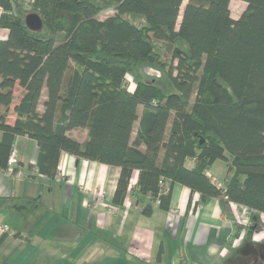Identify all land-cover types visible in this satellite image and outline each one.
I'll return each mask as SVG.
<instances>
[{
  "label": "trees",
  "instance_id": "16d2710c",
  "mask_svg": "<svg viewBox=\"0 0 264 264\" xmlns=\"http://www.w3.org/2000/svg\"><path fill=\"white\" fill-rule=\"evenodd\" d=\"M242 1L233 18L230 0H0V169L27 136L48 178L62 152L118 167L111 202L129 195L146 217L179 183L187 211L210 197L249 208L254 227L236 233L250 238L264 215V0ZM144 67L159 78L129 89ZM219 159L221 185L206 173Z\"/></svg>",
  "mask_w": 264,
  "mask_h": 264
},
{
  "label": "crops",
  "instance_id": "0c3cea01",
  "mask_svg": "<svg viewBox=\"0 0 264 264\" xmlns=\"http://www.w3.org/2000/svg\"><path fill=\"white\" fill-rule=\"evenodd\" d=\"M0 30L6 35V29ZM14 117L10 114L8 122ZM85 134L79 132L78 139ZM13 149L25 175L14 179L0 173V224L10 229L0 231V264H90L92 252L104 244L118 251L111 253L109 264H226L245 242L261 235L239 238V225H249L242 223L250 215L243 205L228 207L210 197L187 211L190 191L174 183L169 209L155 207L146 217L129 195L121 205L111 202L118 167L62 152L57 174L48 178L35 167L33 139L16 136ZM193 163L186 161L189 167ZM229 168V161L219 159L206 173L221 185ZM136 177L137 171L132 182Z\"/></svg>",
  "mask_w": 264,
  "mask_h": 264
},
{
  "label": "rangeland",
  "instance_id": "374dc122",
  "mask_svg": "<svg viewBox=\"0 0 264 264\" xmlns=\"http://www.w3.org/2000/svg\"><path fill=\"white\" fill-rule=\"evenodd\" d=\"M245 7H246V3L242 0H230V2H229L230 14L233 18L239 17V15L243 12ZM113 12L114 11L112 9H108V10L102 11L99 16H100V18H103L105 16L113 14ZM4 33L5 32L3 30H0V35H3ZM159 76H160V72L157 71L156 69H154L152 67H144L143 69H140V72L136 76L129 74L128 75V78H129L128 81H129L130 85L134 86L137 78L147 77V78H150L151 80H153V79L159 78ZM126 86L129 88V85H126ZM132 88H129V89H132ZM73 133H77V132L74 131ZM250 223H251V215L248 216L247 225ZM259 223L261 224V227L264 228V215H262L261 218H259ZM260 234L261 235H256L257 239L264 235V231ZM94 249L95 248L93 246L91 248V250H94ZM113 251H117V250L114 248H111L110 246L107 247V246H105V244L103 247L99 246L95 252L94 251L92 252V256H91L92 259L90 261V264H96V261H95L96 258H97V264H109L110 263L109 257ZM118 254L121 257L120 252ZM73 264H76V262H74ZM80 264H82V263H80ZM84 264H88V263H84ZM119 264H121V261L119 262Z\"/></svg>",
  "mask_w": 264,
  "mask_h": 264
},
{
  "label": "flooded vegetation",
  "instance_id": "af4514ba",
  "mask_svg": "<svg viewBox=\"0 0 264 264\" xmlns=\"http://www.w3.org/2000/svg\"><path fill=\"white\" fill-rule=\"evenodd\" d=\"M251 225L254 227V222L249 224L248 227ZM252 227L251 229L254 233H262L264 231L263 227L257 229H253ZM226 264H264V235L253 243L245 242L240 249V253L235 255L231 260H228Z\"/></svg>",
  "mask_w": 264,
  "mask_h": 264
},
{
  "label": "built area",
  "instance_id": "2783aa9c",
  "mask_svg": "<svg viewBox=\"0 0 264 264\" xmlns=\"http://www.w3.org/2000/svg\"><path fill=\"white\" fill-rule=\"evenodd\" d=\"M0 12H1V7H0ZM0 38H5V34L0 35ZM128 80H129V78L127 76L126 81H125V85H129V88L134 87L133 85L129 84ZM0 173L2 174V176L12 177L14 179H22L24 177L25 173L21 167L17 166V158H16V155L13 151H11V153H9V155H8L6 168L0 169ZM215 182L218 184L217 181H215ZM244 207H246V206H244ZM246 210L248 211V213H250L249 208L246 207ZM242 223L246 224L247 220L243 219ZM9 230L10 229H9L7 224H0V231L7 232ZM238 234H239V238H241L245 234V229L243 228Z\"/></svg>",
  "mask_w": 264,
  "mask_h": 264
},
{
  "label": "water",
  "instance_id": "95a60500",
  "mask_svg": "<svg viewBox=\"0 0 264 264\" xmlns=\"http://www.w3.org/2000/svg\"><path fill=\"white\" fill-rule=\"evenodd\" d=\"M25 24L26 26L34 31H39L42 27V20L40 16L36 12H30L25 16ZM252 219L254 220L255 217L253 216ZM255 225V223H254Z\"/></svg>",
  "mask_w": 264,
  "mask_h": 264
},
{
  "label": "bare ground",
  "instance_id": "6f19581e",
  "mask_svg": "<svg viewBox=\"0 0 264 264\" xmlns=\"http://www.w3.org/2000/svg\"><path fill=\"white\" fill-rule=\"evenodd\" d=\"M11 151H13L15 153V150L13 148L11 149ZM11 151H10V153H11ZM15 155H16V153H15ZM17 166H18V161H17Z\"/></svg>",
  "mask_w": 264,
  "mask_h": 264
}]
</instances>
